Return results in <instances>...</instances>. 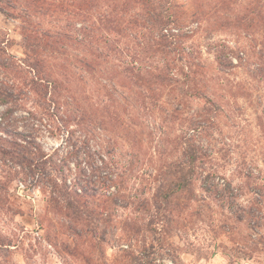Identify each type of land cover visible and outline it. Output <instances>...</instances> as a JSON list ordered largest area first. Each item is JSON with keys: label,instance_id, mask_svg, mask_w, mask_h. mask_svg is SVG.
<instances>
[{"label": "rangeland", "instance_id": "1", "mask_svg": "<svg viewBox=\"0 0 264 264\" xmlns=\"http://www.w3.org/2000/svg\"><path fill=\"white\" fill-rule=\"evenodd\" d=\"M199 2L171 38L169 50L179 46L172 53L154 49L151 33L137 27L108 34L103 22L119 15L106 1L81 11L103 38L73 43L48 62L63 84L59 92L75 97L83 117L64 106L55 112L67 127L50 123L30 100V112L15 114L20 127L10 126L9 136L0 129V148H11L4 138L29 131L23 117L31 118L39 123L32 135L58 158L44 173L26 175L0 153V264H264V0ZM194 10L207 18L193 17ZM48 14L33 19L43 30L82 33L80 15ZM22 25L0 12L2 45L20 59ZM95 50L92 74L75 54L91 59ZM133 66L141 76L154 74L148 85L131 81L125 71ZM91 164L110 168L96 172ZM109 172L116 185H107ZM76 181L92 190L90 204L73 208L69 199L86 198L74 192Z\"/></svg>", "mask_w": 264, "mask_h": 264}, {"label": "trees", "instance_id": "2", "mask_svg": "<svg viewBox=\"0 0 264 264\" xmlns=\"http://www.w3.org/2000/svg\"><path fill=\"white\" fill-rule=\"evenodd\" d=\"M96 0H66L65 2H54L51 0H0V12L4 13L8 17L21 18L23 19L22 29L24 31V53L25 58L20 59L13 55L7 48L2 44L6 43L7 40L5 37L0 38V71L3 73L6 78L0 79V106L4 107V111L0 116V129L5 130L6 135H11L10 126L20 127L17 125L19 118H16V113L19 111L27 110V103L30 100H34L40 107H43L45 113L49 116V122L59 121V117L56 112L61 111L64 106H70L75 109V112L80 111L79 115L83 117V112L79 103L69 94L67 96L62 95L59 92L62 88V83L57 75H55L51 64L48 62L50 58H53V55L65 54L67 52L66 47L73 45V43H78L79 45L89 46V37H98L102 39L103 36L98 32V36L95 34L94 29L101 30L102 27L96 24V21H93L89 14H86L81 11H90L95 6ZM107 2L109 7H112L116 12V15H119L117 19L107 18L106 22H103V28L109 33L120 32V29L123 27L129 29L131 27H137L139 30H145L151 33L148 37L150 42L153 43L154 49H159L163 53L176 52L179 50V46L174 47L172 50H169V47L174 46L175 42L173 38H177L178 35L175 31L182 26L183 21L186 18V15L190 13L189 10L193 9L195 6H199V0H191L192 5L187 6V2L181 0H103ZM81 5V6H80ZM79 9V11H78ZM19 13L22 14H17ZM48 15L55 16L61 12L68 13L67 15L72 19V17L80 15L84 27L81 28V34H72L71 32H63L61 30L47 31L41 28V22L34 21V17H39V15ZM193 12V11H192ZM194 16L202 15V17L207 18L205 12L203 14L196 12L194 10L191 13ZM125 22H122L124 26H121L119 20L122 17H125ZM68 17V18H69ZM197 16L195 19H199ZM102 21L106 17L100 18ZM87 21L90 24H87ZM92 21V22H91ZM100 24V23H99ZM159 35V39L156 38L155 34ZM0 35L2 36L1 32ZM86 37V39H85ZM93 38V39H94ZM172 38V39H171ZM155 42V43H154ZM92 49V47H84ZM79 49V48H78ZM83 51V50H82ZM92 51V50H91ZM178 52V51H177ZM83 53V52H82ZM73 54V53H71ZM93 57L88 59L89 53H83L81 56L75 54V57L78 58L77 66L79 68L83 67L88 72L92 74L98 71V57L97 50L91 53ZM181 61H184L187 64V67H190L191 61H185V57L181 58ZM81 65V67H80ZM53 66V65H52ZM54 67V66H53ZM81 70V69H80ZM141 68L126 67V71L130 76L131 81H145L148 85L150 79H145L147 77L153 78L154 74L148 72L146 75L141 76ZM194 70L189 72H184V78H191V75L194 74ZM170 68L161 73L158 76V79L161 82H167L169 80ZM143 84V82H142ZM67 89V87H64ZM70 99H74V106L70 105ZM70 100V101H72ZM56 111V112H55ZM33 113V112H31ZM57 117V118H56ZM80 117V118H82ZM27 122L22 124L27 127L28 124H32V127L28 129L30 134L28 135L26 131H15L14 136L18 137L23 142H18V138H4L6 143L12 145L11 148H0V153L5 156L14 159L16 163L21 165L22 170L26 175H33L38 173H44L46 170V165L57 161V152L52 153L46 152L40 146V143L32 135L36 125L39 126L38 122L31 121V118L23 117ZM22 118V119H23ZM51 120V121H50ZM66 122V123H65ZM82 123V120L78 121ZM28 123V124H27ZM61 125H68L67 121L61 123ZM37 126V127H38ZM64 127L65 129H67ZM28 128V127H27ZM25 128V129H27ZM24 129V130H25ZM53 132V130H51ZM12 139V140H11ZM194 152H191L189 156V161L194 164L196 160ZM51 165V164H50ZM91 168L96 172H101L103 169L110 168V165L104 166L101 168L96 164H91ZM107 173L105 177L108 180L107 185L112 186L117 184V180ZM52 187L54 191L64 193L60 189V185L53 181ZM77 188L75 193L79 194L78 191H81L86 194V198H80L76 202L68 200L67 204H71L70 207L78 208L74 204H90L89 200V190H92L89 185L80 183L76 181ZM63 189L68 187L66 180L62 183ZM83 189V190H82ZM80 191V192H81ZM65 195V194H64ZM84 197V196H83ZM107 204L108 199L106 200ZM114 202V201H113ZM115 204L118 202L115 201ZM78 218H82L80 214V209L77 211Z\"/></svg>", "mask_w": 264, "mask_h": 264}]
</instances>
